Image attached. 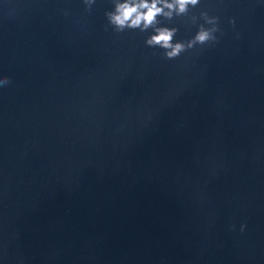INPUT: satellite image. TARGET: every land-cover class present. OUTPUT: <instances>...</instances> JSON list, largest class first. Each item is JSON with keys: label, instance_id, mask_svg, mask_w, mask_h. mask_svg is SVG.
Masks as SVG:
<instances>
[{"label": "water", "instance_id": "obj_1", "mask_svg": "<svg viewBox=\"0 0 264 264\" xmlns=\"http://www.w3.org/2000/svg\"><path fill=\"white\" fill-rule=\"evenodd\" d=\"M115 2L0 0V264H264V0Z\"/></svg>", "mask_w": 264, "mask_h": 264}, {"label": "clouds", "instance_id": "obj_2", "mask_svg": "<svg viewBox=\"0 0 264 264\" xmlns=\"http://www.w3.org/2000/svg\"><path fill=\"white\" fill-rule=\"evenodd\" d=\"M95 0H84L86 5L90 6ZM200 0H117L114 3V10L107 11L105 16L114 31L123 32L125 29L147 30L157 23V17L164 16L171 18L172 12L177 14L188 11V6L197 7ZM168 9V11H165ZM200 16L204 18L205 24L211 25L210 28L204 24L199 25L195 35L185 44L184 42H174L177 29L175 27H158L155 28L153 35L145 43L149 47L159 46L165 49L167 59H175L181 53L194 48L196 45H206L217 41L215 35L219 29V17L209 16L207 12H201ZM234 23V21H231ZM10 82L9 78L0 79V85H6ZM243 225L241 229L243 230Z\"/></svg>", "mask_w": 264, "mask_h": 264}]
</instances>
